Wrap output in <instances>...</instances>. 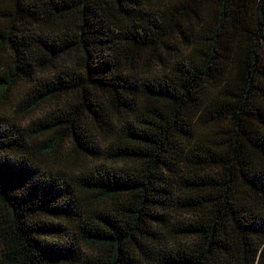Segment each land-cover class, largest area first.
<instances>
[{
	"label": "trees",
	"instance_id": "obj_1",
	"mask_svg": "<svg viewBox=\"0 0 264 264\" xmlns=\"http://www.w3.org/2000/svg\"><path fill=\"white\" fill-rule=\"evenodd\" d=\"M0 264H264V0H0Z\"/></svg>",
	"mask_w": 264,
	"mask_h": 264
}]
</instances>
